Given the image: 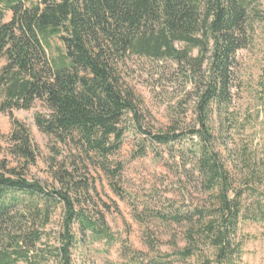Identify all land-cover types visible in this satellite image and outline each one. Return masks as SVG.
I'll list each match as a JSON object with an SVG mask.
<instances>
[{
  "label": "trees",
  "instance_id": "obj_1",
  "mask_svg": "<svg viewBox=\"0 0 264 264\" xmlns=\"http://www.w3.org/2000/svg\"><path fill=\"white\" fill-rule=\"evenodd\" d=\"M261 2L0 0V113L12 125L6 138L0 134V153L5 139L14 161H0V264H73L82 240L115 243L93 200L88 165H99L112 180L118 176L121 168L110 170L109 158L120 149L127 119L151 145L184 137L143 130L139 101L123 78L131 57L170 61L192 87L195 125L186 135L197 140L192 174L207 195L204 206L157 214L165 224L186 226V246L149 264H241L240 224H264L261 168L252 164L246 181L235 184L220 161L212 123L230 103L236 55L249 43ZM6 13L11 18L4 23ZM257 87L264 101V54ZM35 104L44 110L34 116L37 129L75 153L61 161L57 152L50 157L49 184L28 178L38 148L12 117ZM57 211L59 223L50 232Z\"/></svg>",
  "mask_w": 264,
  "mask_h": 264
},
{
  "label": "rangeland",
  "instance_id": "obj_2",
  "mask_svg": "<svg viewBox=\"0 0 264 264\" xmlns=\"http://www.w3.org/2000/svg\"><path fill=\"white\" fill-rule=\"evenodd\" d=\"M6 13L3 22H8ZM252 33L246 48L236 55L237 68L231 100L219 117H213L216 150L221 163L235 184L246 181V172L252 164L261 168L262 182L257 187L264 199V101L258 96L264 54V2L253 11ZM5 61H0V70ZM182 71L170 61H150L131 57L123 71V78L139 101L143 130L151 134L175 131L183 133L181 141L170 145H151L125 121V133L120 149L109 158L110 170L120 167L112 180L99 167L88 165V176L95 184L93 198L104 214L105 221L116 242L85 239L72 253L73 264H149L186 246L185 225L165 224L157 220L158 213L185 212L195 206H204L207 195L201 191L192 174L193 150L196 139L186 135L195 125L192 87L182 77ZM198 78V77H197ZM204 80V79H203ZM44 110L35 104L30 111H13L12 117L29 131L38 148L39 157L29 169L28 178L50 183L48 162L56 152L75 154L63 149L41 133L34 124V116ZM218 114V113H217ZM11 120L0 113V134L5 138L11 132ZM0 161L7 158V143L1 142ZM55 148V149H53ZM118 188V194L113 191ZM105 204V208L101 206ZM60 219L59 211L47 229L54 232ZM242 241L241 264H264V224L246 221L239 226ZM175 246V247H174ZM172 264H181L173 262ZM185 264V263H184ZM186 264H195L192 259Z\"/></svg>",
  "mask_w": 264,
  "mask_h": 264
}]
</instances>
